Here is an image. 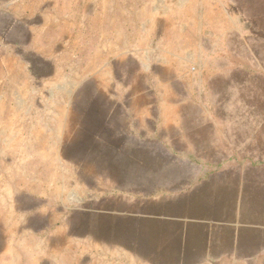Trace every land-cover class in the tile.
<instances>
[{"label":"rangeland","instance_id":"374dc122","mask_svg":"<svg viewBox=\"0 0 264 264\" xmlns=\"http://www.w3.org/2000/svg\"><path fill=\"white\" fill-rule=\"evenodd\" d=\"M140 164H264V0H0V264L123 261Z\"/></svg>","mask_w":264,"mask_h":264},{"label":"crops","instance_id":"0c3cea01","mask_svg":"<svg viewBox=\"0 0 264 264\" xmlns=\"http://www.w3.org/2000/svg\"><path fill=\"white\" fill-rule=\"evenodd\" d=\"M140 165L146 185L126 214L141 222L140 240L115 264H264V164H218L167 187L158 181L182 164Z\"/></svg>","mask_w":264,"mask_h":264}]
</instances>
